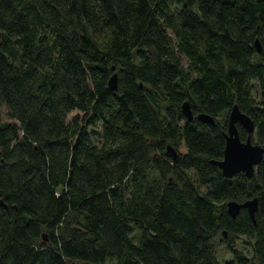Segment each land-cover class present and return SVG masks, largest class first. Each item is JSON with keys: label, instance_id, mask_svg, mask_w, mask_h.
<instances>
[{"label": "trees", "instance_id": "trees-1", "mask_svg": "<svg viewBox=\"0 0 264 264\" xmlns=\"http://www.w3.org/2000/svg\"><path fill=\"white\" fill-rule=\"evenodd\" d=\"M233 104L264 146V0H0V264H222L240 235L264 264V156L211 163Z\"/></svg>", "mask_w": 264, "mask_h": 264}, {"label": "water", "instance_id": "water-1", "mask_svg": "<svg viewBox=\"0 0 264 264\" xmlns=\"http://www.w3.org/2000/svg\"><path fill=\"white\" fill-rule=\"evenodd\" d=\"M255 47L258 52L261 51L258 41H255ZM108 87L112 90H115L117 87V75L115 72L108 79ZM181 110L187 119L192 120L193 113L188 101L182 103ZM196 118L202 122H214L210 115L203 113L196 115ZM236 124H240L246 131L244 140L240 139ZM253 132L254 124L252 119L240 111L236 104H233L227 116V129L222 158L211 161V163L220 169L224 176L232 177L234 174L242 172L246 177H251L255 172L256 166L263 159L264 146L252 141ZM167 152L175 159L176 153L169 145L167 146ZM240 208H246L250 218L254 222V213L257 210V198L253 197L242 203L234 200L226 202V211L231 217H235ZM222 234L225 236V232Z\"/></svg>", "mask_w": 264, "mask_h": 264}, {"label": "rangeland", "instance_id": "rangeland-1", "mask_svg": "<svg viewBox=\"0 0 264 264\" xmlns=\"http://www.w3.org/2000/svg\"><path fill=\"white\" fill-rule=\"evenodd\" d=\"M251 97L259 101V81L257 79L252 80L251 82ZM76 113V111H71L67 115V120H70L73 115ZM225 114H222L221 116H217L218 119H222ZM0 117L4 121H12L11 118H9L6 109L1 106L0 107ZM94 130V128L90 127L88 128V131ZM97 133H100V130L97 129ZM97 138L94 139L96 141ZM221 237V236H219ZM216 238L214 241V248H215V256L217 260L224 264L225 262H231L232 264H237L235 261H233V252L238 251L242 253L245 257L250 258L251 257V246L249 244L248 239L245 236H238L235 241L230 245L227 246L221 239ZM105 264H111L110 262H106Z\"/></svg>", "mask_w": 264, "mask_h": 264}]
</instances>
